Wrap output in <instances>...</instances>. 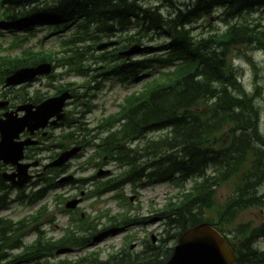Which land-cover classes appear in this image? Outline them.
I'll return each instance as SVG.
<instances>
[{
    "label": "trees",
    "instance_id": "1",
    "mask_svg": "<svg viewBox=\"0 0 264 264\" xmlns=\"http://www.w3.org/2000/svg\"><path fill=\"white\" fill-rule=\"evenodd\" d=\"M167 1L173 7V0ZM146 4L143 0H0V22L28 29L37 21L49 24L59 34L61 53L54 50L26 58L2 57L0 84L17 68L53 61H57L56 66L62 62L70 71L84 76L88 74L86 62L103 63L108 75L130 82L143 75L149 61L120 53L151 33L165 36L169 42L165 56L150 60L169 70L143 77L140 89L126 98L122 110L101 126L100 134L105 133L100 137L102 153L125 166L107 181L105 191L130 181L173 182L184 188L185 182L192 179L194 185L157 211L156 215L167 223L160 244L149 242L134 254H111L105 260L81 258L70 264H164L174 250L169 243H176L188 228L207 221L227 234L232 231L227 225L240 211L264 205V193L258 194L264 178V131L256 101L258 93L257 89L254 93L247 90L231 61L232 54L241 48L264 49V0H195L191 7L177 6L169 15L161 12L159 6ZM217 8L223 9L221 19L228 26L225 31L212 30L195 36L197 28L193 25L211 17ZM256 10H261L259 15ZM136 25L140 26L136 33L118 37L121 47L92 52L105 39ZM7 58L8 62L2 63ZM43 99L37 94L31 100L39 103ZM163 130L167 132L148 138L149 133ZM79 141L76 143H82ZM128 142L146 143L143 148L131 150L126 146ZM209 168L213 174H207ZM229 182H233L234 194L218 209L214 216L217 218L208 216L218 188ZM8 188L0 177V206L7 205ZM19 197L33 205L45 197V191ZM121 215L122 219L111 215V225L142 223L138 217ZM40 217V213L18 221L0 217V261L43 264L58 247L79 248L92 242L91 236L69 235L71 231L53 241L37 226ZM32 231H37V238L24 246L25 236ZM237 231L230 240L237 246L238 261L242 263L256 255L252 244L264 237V224L253 229L240 225ZM17 249L21 251L16 252Z\"/></svg>",
    "mask_w": 264,
    "mask_h": 264
},
{
    "label": "rangeland",
    "instance_id": "2",
    "mask_svg": "<svg viewBox=\"0 0 264 264\" xmlns=\"http://www.w3.org/2000/svg\"><path fill=\"white\" fill-rule=\"evenodd\" d=\"M150 1H154L157 3L161 2L160 0ZM189 1L191 0H176V2H179L181 4L187 3ZM165 8L166 7H164V9ZM213 23L216 26L224 29L223 24H219L218 22ZM115 38L116 37H112L111 39ZM58 42L59 41L56 39V34H48L47 30L43 29L29 36V39L26 38L23 43H18L17 45L21 44V46L17 47V45L13 46V44L16 43L14 35H12L10 32H6L5 30L4 33H0V57L2 55L5 56L8 54H21L29 48H32L35 52L49 50L50 48L57 47ZM159 44H161V40L155 39L154 41H150L147 46L149 45L154 47ZM240 51H242V49L236 50L232 54V56H235V54ZM154 53H160V51H158V49L154 47L152 49V52L149 54L152 55ZM149 54H147L146 57L149 56ZM135 56L136 58H140L139 54ZM252 57V60L257 65V77H255V70L250 59L242 58L236 60L235 65L240 68L241 80L249 89L254 88L255 82L259 86L258 104L261 108V122L262 129L264 131V51L254 52L252 54ZM94 80L95 81L89 84V86L98 87L100 88L99 90L95 91L94 89L88 91V89H80L78 86H73L76 89L75 94L77 95L78 100L76 103L74 100L75 98H73L74 101L72 100V103L67 108L72 112H77L76 116H79L81 120H84V122L87 123L86 126L89 128H96L100 126V123L105 117L117 113L120 110V104H122L124 97L132 93L139 87L137 82H134L132 84H125L121 83L118 79L112 78L110 76H101L98 78H94ZM71 81H75L77 84H81L83 82V79L81 77H77L74 74L67 73L64 69L59 68L50 75L42 76L39 79H36L35 81L30 83V86L25 88L21 85H17L5 89L3 85H0V96H4L6 98L5 100H10L12 104L17 105L20 104L21 99L33 95L35 93L34 91H36L37 89L40 90V92L43 94H50L56 91L55 87ZM98 81H101V84H98ZM87 91L90 94L82 99L81 96H84ZM94 93H96V97L92 98V95ZM88 100H90V105L92 106L90 107L91 111H89V107L85 105H78L79 103L82 104L83 101L86 102ZM3 112L4 109H0V115ZM61 131L62 130L60 128L55 130L57 134ZM160 134L162 133L155 132L154 136H159ZM56 141L44 142L45 144L41 147L43 149L36 150L37 154H41V158L43 159L42 161L44 164L50 162L52 160L51 156L55 154V152H59L61 150L59 147L55 146V144H57ZM93 152V149L87 148L83 152V157L75 158L74 160H72L71 169L72 172H76V176L78 179L83 180L84 178H90L92 176H95V174L97 173L100 161L99 159H92V156L94 154ZM105 168L112 169L113 175H116L121 171V168L116 164V162H110L105 166ZM93 183H97L96 180L90 182V184L87 186H83L81 183L73 184L72 186L66 185L63 188H60L58 191H54L50 194L48 201H50L52 210H54V212L57 214L56 222L59 224L57 229H51L49 228V226H47V230L49 231L50 235H62L64 232L63 228L67 223V217L64 214L59 213L60 207L57 203L55 204L53 200L54 194L63 193L65 197L74 195L78 196L81 189H90L94 186ZM77 185H79V187ZM190 185L191 183H188L186 185V188L190 187ZM233 190L234 187L232 183L224 184L220 188H218L215 205L213 209L208 211V215H217L218 209L226 203L228 198L232 195ZM177 192L178 188L174 184L164 182L154 185H147L139 189H134L131 185H126L123 191L108 192L101 197L95 196L85 199L80 206L82 208V212H88L92 215H95L97 212L101 211L106 212L107 210H111V213L127 212L131 217L136 216L141 218L142 220H145V224L133 226L125 231L111 234L102 241L94 243L93 246L86 250L52 256L49 258V262L51 264H56V262L60 259H75L92 251L101 252V258L103 259L108 257L110 253L117 252L123 249L137 252L145 248L147 244L146 242L149 241V239H151L153 235L156 237V241L158 243V240L162 236L164 230V221L158 218L159 216L156 215V211L166 205L168 202L167 199L171 196H175ZM262 193H264V185H261L258 190V194ZM131 197L133 198L132 200ZM128 198H130V200ZM39 206L40 204L37 205V207ZM37 207L30 208L15 202L12 203V205H10L8 209L1 210L0 215H9L17 219L32 212ZM262 222H264V206H258L251 208L250 210L239 212L235 218V221L229 227H227L228 229H234L238 225L244 223H251L253 226H257ZM104 223L105 218H103L102 220V224ZM31 239L32 237L28 238V240ZM130 246H134V248L131 249ZM259 246L261 249H263L264 242L260 241ZM246 264H264V262L259 261V259H252L246 262Z\"/></svg>",
    "mask_w": 264,
    "mask_h": 264
},
{
    "label": "water",
    "instance_id": "3",
    "mask_svg": "<svg viewBox=\"0 0 264 264\" xmlns=\"http://www.w3.org/2000/svg\"><path fill=\"white\" fill-rule=\"evenodd\" d=\"M109 44L99 46L105 48ZM137 49H133L135 51ZM131 53V52H130ZM51 65L41 64L36 68H26L15 72L7 79L8 85L18 84L33 79L39 74L49 73ZM71 97L69 92L50 98L38 106L26 104L18 108L24 110L23 117L17 116V111L5 113V119H0V162L16 165L17 171L11 174L3 173V178L13 185L23 186L30 179L28 170L34 164H23L25 147L34 143L31 140L18 141L20 133L26 128L30 131L46 127L51 118L56 116L52 123L56 124L64 118L66 100ZM0 102V106H6ZM16 114V115H15ZM77 149L67 151L55 162L63 164L76 152ZM18 178V180H16ZM106 232L104 235H107ZM102 237V236H100ZM237 255L228 241L211 225L202 223L186 230L176 245L171 258L165 264H232Z\"/></svg>",
    "mask_w": 264,
    "mask_h": 264
},
{
    "label": "flooded vegetation",
    "instance_id": "4",
    "mask_svg": "<svg viewBox=\"0 0 264 264\" xmlns=\"http://www.w3.org/2000/svg\"><path fill=\"white\" fill-rule=\"evenodd\" d=\"M28 135L25 134L24 137H27ZM42 136H43V133L42 132H36V137L38 139H40L41 142H45L43 139H42Z\"/></svg>",
    "mask_w": 264,
    "mask_h": 264
},
{
    "label": "bare ground",
    "instance_id": "5",
    "mask_svg": "<svg viewBox=\"0 0 264 264\" xmlns=\"http://www.w3.org/2000/svg\"><path fill=\"white\" fill-rule=\"evenodd\" d=\"M260 185H264V178L261 180Z\"/></svg>",
    "mask_w": 264,
    "mask_h": 264
}]
</instances>
